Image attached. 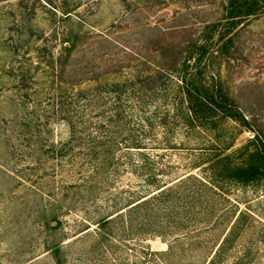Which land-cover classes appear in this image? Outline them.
Listing matches in <instances>:
<instances>
[{"label": "trees", "instance_id": "obj_1", "mask_svg": "<svg viewBox=\"0 0 264 264\" xmlns=\"http://www.w3.org/2000/svg\"><path fill=\"white\" fill-rule=\"evenodd\" d=\"M37 1H45L53 16L60 9L50 0H18L4 47L18 62L8 74L17 78L19 104L31 108L19 125L43 131V158L56 160L66 171L58 186L61 194L43 191V255L51 264H69L70 248L90 237L89 249L71 258L74 264H114L108 255L118 248L137 255L132 264H257L256 242L263 235H249L254 214L238 198L231 199L225 186L264 191V141L212 69L234 45L241 19L263 12L264 0H220L221 17L194 30L185 46L152 47L126 60L107 51L120 46L126 56L133 52L110 33L99 35L106 51L80 50L90 39L81 30L82 18L70 30L39 28L34 23ZM123 1L129 8V0ZM103 55L104 66L96 65ZM33 68L47 76L41 94ZM124 68L134 73L123 80L105 79ZM42 116L43 123H37ZM225 120L251 129L253 136L233 153L211 158L205 177L191 171L172 176L171 164L159 159L165 156L159 151L176 148L190 135L217 131ZM58 121L64 126L62 137L54 136ZM224 145L229 148L231 141ZM234 153L238 158H230ZM124 174L131 177L122 184ZM49 176L55 181L53 173ZM70 194L82 214L76 213L73 228L66 230L61 215L74 211L75 204H65ZM155 237L167 248L144 244Z\"/></svg>", "mask_w": 264, "mask_h": 264}, {"label": "rangeland", "instance_id": "obj_2", "mask_svg": "<svg viewBox=\"0 0 264 264\" xmlns=\"http://www.w3.org/2000/svg\"><path fill=\"white\" fill-rule=\"evenodd\" d=\"M17 1L0 0V264H51L49 255H43V191L58 196L61 175L65 177L66 171L59 168L61 166L56 160L45 161L47 158H43V131L19 125L20 116L31 108L26 109L22 103L19 104L18 90L14 87L17 78L8 74L10 66L16 67L18 62L4 47L5 40L11 35V12L15 9ZM50 1L60 6L56 16L48 11L49 6H44L47 4L45 1L34 3L37 10L34 23L39 28L46 32L52 31L54 26L57 30H62L63 27L70 30L75 28L76 21L82 18L85 24L81 30L87 32L90 39L80 50L98 47L96 55L106 51L107 49L103 48L105 42L100 40L99 35L110 33L133 51L131 56H126L120 46L107 50L117 52L118 57H123L124 60L136 56L134 52L145 55L152 47L161 48L169 43L176 48L185 46L194 30L204 22L213 21L222 15L220 0H158L159 5L153 6L145 5V0H129V8L123 0ZM153 2L155 0L151 3ZM60 10L70 12L63 14ZM66 15H69V18H64ZM118 24L120 27H113ZM148 26L156 28L145 30ZM141 32L145 33V36H142ZM234 33V45L225 57L214 62L212 70L219 72L226 92L248 117L250 128L257 130L264 141V11L241 19ZM24 50L23 45L19 51L22 53ZM106 58V55L99 57L95 61L96 65L103 67ZM155 60L159 62L158 58ZM133 70L124 68L118 75H108L105 79L123 80L133 74ZM34 72L37 94H41L43 81L47 76L41 69H34ZM86 84L87 82L82 85ZM34 97L31 95L30 100ZM26 101L29 104V101ZM40 122L43 123V116L38 118L37 123ZM55 127L54 136L65 135L64 126L60 121ZM253 134L251 129L225 120L217 131L205 130L201 135H190L188 139L181 137L183 144H177L176 148L168 151H159L165 153V156L159 159L171 164L172 176L191 171L205 177L211 158L219 156L216 154L220 153V156L233 153L234 149L246 143ZM230 141L229 148H224V144ZM230 158H238V153H234ZM63 168L66 169L67 165ZM49 173H53L55 181L52 182L53 177L49 176ZM124 177L131 175L124 174L122 184L126 183ZM131 179L135 180L133 177ZM225 188L230 190L228 196L231 199L238 198L241 207L250 206L254 219L249 235L260 239L262 234L264 238V191L261 187L228 184ZM73 199L70 194L65 204L72 206L75 204ZM80 208V203L75 204L74 211L61 215L62 219L67 221L64 224L66 230L73 228L76 213L82 214ZM64 211L66 210L63 209ZM246 236L247 234L244 239ZM90 240L89 237L85 242L70 248L69 264H74L71 260L73 256L89 249ZM256 243V263L264 264V240ZM144 244L152 250L167 248V244L159 237L148 238ZM134 248L138 252V248ZM108 258L109 261L114 258V264H132L137 260V255L130 250L118 248L109 254Z\"/></svg>", "mask_w": 264, "mask_h": 264}]
</instances>
